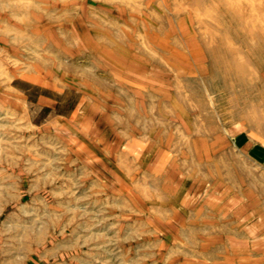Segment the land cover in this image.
Segmentation results:
<instances>
[{"label":"rangeland","instance_id":"374dc122","mask_svg":"<svg viewBox=\"0 0 264 264\" xmlns=\"http://www.w3.org/2000/svg\"><path fill=\"white\" fill-rule=\"evenodd\" d=\"M262 211L264 0H0V264H264Z\"/></svg>","mask_w":264,"mask_h":264},{"label":"crops","instance_id":"0c3cea01","mask_svg":"<svg viewBox=\"0 0 264 264\" xmlns=\"http://www.w3.org/2000/svg\"><path fill=\"white\" fill-rule=\"evenodd\" d=\"M242 146V145H241ZM256 155V154H255ZM251 156H254V155H252L251 154ZM254 212V211H253ZM252 223L253 224H257V225H260V231H258L257 233L258 234H261V241H263V239H264V228H263V223H264V213H263V211L260 213V215L258 216V218L254 221V219L252 220ZM254 234H256V233H254V232H252V235L250 234L249 235V237L251 236V240L253 239H256V236H254ZM253 244V243H252ZM254 247H256V246H254ZM251 250H252V246H251V248H250ZM250 250V251H251ZM256 250H260V251H262L263 250V246H260V247H258V248H256Z\"/></svg>","mask_w":264,"mask_h":264},{"label":"bare ground","instance_id":"6f19581e","mask_svg":"<svg viewBox=\"0 0 264 264\" xmlns=\"http://www.w3.org/2000/svg\"><path fill=\"white\" fill-rule=\"evenodd\" d=\"M188 44H190V43H188ZM192 44H193V42H192ZM197 45V44H196ZM200 61V60H199ZM195 63V62H194ZM210 154V153H209Z\"/></svg>","mask_w":264,"mask_h":264}]
</instances>
